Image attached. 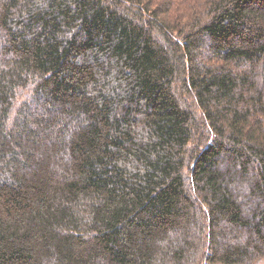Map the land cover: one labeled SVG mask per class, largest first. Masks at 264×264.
<instances>
[{
	"label": "trees",
	"instance_id": "trees-1",
	"mask_svg": "<svg viewBox=\"0 0 264 264\" xmlns=\"http://www.w3.org/2000/svg\"><path fill=\"white\" fill-rule=\"evenodd\" d=\"M264 258V0H0V264Z\"/></svg>",
	"mask_w": 264,
	"mask_h": 264
},
{
	"label": "rangeland",
	"instance_id": "rangeland-1",
	"mask_svg": "<svg viewBox=\"0 0 264 264\" xmlns=\"http://www.w3.org/2000/svg\"><path fill=\"white\" fill-rule=\"evenodd\" d=\"M255 264H264V258L260 259V260L257 261Z\"/></svg>",
	"mask_w": 264,
	"mask_h": 264
}]
</instances>
